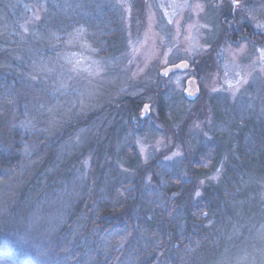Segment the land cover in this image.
Wrapping results in <instances>:
<instances>
[{
  "label": "rangeland",
  "instance_id": "rangeland-1",
  "mask_svg": "<svg viewBox=\"0 0 264 264\" xmlns=\"http://www.w3.org/2000/svg\"><path fill=\"white\" fill-rule=\"evenodd\" d=\"M243 3L250 11L233 8L230 0H0V77H14L30 89L43 87L48 98L43 102L45 114L40 111L41 129L59 134L66 124L74 127L62 153L71 155L95 137L100 146L88 150L75 168L74 180L89 177L93 153L103 147L105 158L95 160L99 174L106 176L102 187L109 183V164L118 177L130 180L142 168L145 191L164 183L163 171L175 170L185 185L193 186L194 201L197 190L202 194L205 185L222 177L229 155H237L236 145L231 151L226 148L236 129H251L264 121L260 56L264 44L248 39L227 42L217 54L209 55L206 66L198 61L220 39L224 22L235 27L249 24L264 35V29L257 27L264 24V0ZM87 9L107 21L112 16L117 26L114 50L104 56L91 45L94 31L77 24L82 13L84 21L94 18ZM180 61L189 62L190 69L160 76L162 69ZM158 77L169 87L165 122L157 103L150 102L152 96L143 94ZM190 78H196L201 88L195 102L184 97ZM133 98L151 104L149 115L141 118V107L139 122L134 123L136 131L146 129L142 134L133 135L122 114L123 105ZM38 122L27 113L17 125L34 131L40 129ZM128 140L138 155L132 167L125 156H119ZM209 141L217 142L222 157L209 174H195L193 155ZM254 183L261 188V201L251 206L254 222L248 223L244 264H264V173ZM63 187L55 190L61 199L69 192L66 184Z\"/></svg>",
  "mask_w": 264,
  "mask_h": 264
},
{
  "label": "trees",
  "instance_id": "trees-1",
  "mask_svg": "<svg viewBox=\"0 0 264 264\" xmlns=\"http://www.w3.org/2000/svg\"><path fill=\"white\" fill-rule=\"evenodd\" d=\"M93 17L84 21L82 13L75 20L94 31L89 40L104 56L114 50L117 26L112 16L107 21L94 11ZM224 28L211 50L198 58L201 65L227 42L264 44V35L249 24L224 22ZM161 80L143 94L152 96L150 102L157 103L165 122L169 87ZM46 98L42 86L30 89L14 77H0V264H244L248 223L254 222L251 206L261 201V188L254 182L264 173L263 120L258 127L236 129L226 148L231 151L236 145L237 155H229L222 177L205 185L193 201V186L185 185L175 170L163 171L164 183L145 191L142 168L130 180L118 177L109 164V183L102 187L106 176L99 174L98 162L105 158L103 147L93 153L89 177L74 180L76 166L100 144L92 136L79 151L62 153L74 127L66 124L59 134L41 129ZM146 102L133 98L123 105L133 135L146 131L134 129ZM27 113L39 120L40 129L17 125ZM219 149L216 141L199 145L191 164L195 174L215 170L222 157ZM119 156L131 167L138 161L130 140ZM64 184L69 192L61 199L55 190H63Z\"/></svg>",
  "mask_w": 264,
  "mask_h": 264
},
{
  "label": "water",
  "instance_id": "water-1",
  "mask_svg": "<svg viewBox=\"0 0 264 264\" xmlns=\"http://www.w3.org/2000/svg\"><path fill=\"white\" fill-rule=\"evenodd\" d=\"M180 67H177V66ZM186 65V67L184 66ZM190 69V63L187 61H180L174 65H169L160 71V76L168 78L175 72H185ZM201 95V88L196 78H190L186 81L184 97L189 102H195ZM151 111V104H144L141 118H146Z\"/></svg>",
  "mask_w": 264,
  "mask_h": 264
},
{
  "label": "snow or ice",
  "instance_id": "snow-or-ice-1",
  "mask_svg": "<svg viewBox=\"0 0 264 264\" xmlns=\"http://www.w3.org/2000/svg\"><path fill=\"white\" fill-rule=\"evenodd\" d=\"M231 4H232L233 8L244 9L246 11H250V10L245 8L243 0H231ZM257 27L261 28V29H264V24H257ZM260 56H261L262 59H264V49L260 50ZM184 66L186 67V65H184ZM177 67H180V66L178 65ZM241 79H243V78H241ZM239 83H240V81L237 82V84H239ZM230 87H232V85H230ZM217 178H218V176L217 177H212V179H217ZM201 183H203V181H201ZM200 195H201L200 191L197 190L195 192V196L196 197H200Z\"/></svg>",
  "mask_w": 264,
  "mask_h": 264
},
{
  "label": "flooded vegetation",
  "instance_id": "flooded-vegetation-1",
  "mask_svg": "<svg viewBox=\"0 0 264 264\" xmlns=\"http://www.w3.org/2000/svg\"><path fill=\"white\" fill-rule=\"evenodd\" d=\"M231 1V0H230Z\"/></svg>",
  "mask_w": 264,
  "mask_h": 264
}]
</instances>
